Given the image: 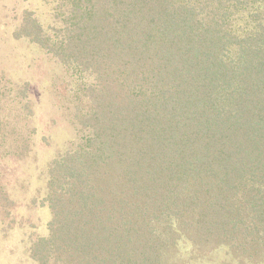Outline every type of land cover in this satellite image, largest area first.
Masks as SVG:
<instances>
[{"label": "trees", "instance_id": "obj_1", "mask_svg": "<svg viewBox=\"0 0 264 264\" xmlns=\"http://www.w3.org/2000/svg\"><path fill=\"white\" fill-rule=\"evenodd\" d=\"M17 35L72 78L37 264L264 263V0H54ZM87 103V108L81 105Z\"/></svg>", "mask_w": 264, "mask_h": 264}, {"label": "rangeland", "instance_id": "obj_2", "mask_svg": "<svg viewBox=\"0 0 264 264\" xmlns=\"http://www.w3.org/2000/svg\"><path fill=\"white\" fill-rule=\"evenodd\" d=\"M53 5L0 0V264H37L30 249L49 235L53 216L49 165L79 136L70 74L45 48L17 35L27 12L46 27ZM187 264L247 263L220 247Z\"/></svg>", "mask_w": 264, "mask_h": 264}]
</instances>
